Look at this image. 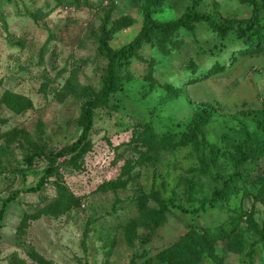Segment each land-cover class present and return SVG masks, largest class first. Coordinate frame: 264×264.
<instances>
[{"label": "rangeland", "instance_id": "rangeland-1", "mask_svg": "<svg viewBox=\"0 0 264 264\" xmlns=\"http://www.w3.org/2000/svg\"><path fill=\"white\" fill-rule=\"evenodd\" d=\"M147 1L0 0V210L18 193L2 222L0 264H156L186 249L199 264H250L251 246L253 264H264V153L253 154L264 142V48L236 53L237 33L221 39L204 22L143 45L123 73L126 91L96 109L83 158L61 159L43 189L26 193L47 156L79 139L82 103L102 90V24L113 49L125 46L143 28ZM192 2L162 0L152 19L173 22ZM254 3L264 29V0H203L200 10L223 25L251 20ZM223 48L232 51L219 56ZM216 60L224 69L210 73ZM5 91L30 109L11 111ZM206 108V143L182 141ZM38 148L44 155L29 165ZM238 172L244 177L212 204L219 177ZM194 229L228 236L199 255Z\"/></svg>", "mask_w": 264, "mask_h": 264}, {"label": "trees", "instance_id": "trees-1", "mask_svg": "<svg viewBox=\"0 0 264 264\" xmlns=\"http://www.w3.org/2000/svg\"><path fill=\"white\" fill-rule=\"evenodd\" d=\"M162 0H148L146 5L143 7L144 13V25L136 38L126 44L125 46L113 49L109 43V32L106 30L107 21H105L101 26V35L98 41V54L108 60V66L105 70L104 83L102 90L95 96L86 99L81 106V116L79 120L80 126L83 128V131L77 141L73 144L61 149L57 153H52L48 157L50 160L49 167L46 170L44 177L37 183L35 187L27 189L28 192H38L43 189L46 180L52 177L57 171L58 162L64 158V163H73L79 159H82L84 154L90 148L89 135L93 128V123L95 119L96 109L100 106L106 105L111 98H114L117 95H121L126 91V79L123 76V73L128 70V67L131 64V59L137 55L138 51L142 48L143 45L149 43L152 37L158 36H171L174 35L182 28H187L193 23L204 22L207 23L216 35L221 39H226V37L235 32L238 34L240 42L237 44L238 50H235L236 53L242 55H253L260 54L264 48V29L261 26L258 16L261 11V6L257 3L255 4V16L249 21H234L226 24H220V22L215 19L211 14L202 12L200 6L203 0H193V2L187 7V10L184 15L179 19L170 22V23H157L152 19V14L154 10L159 6V3ZM77 0H70V3H76ZM68 6V5H66ZM45 15V14H43ZM232 51V49H222L219 56H223L225 53ZM224 63L219 61L214 63L213 67L210 69V73L213 70V73L222 72L224 69ZM209 73V74H210ZM2 103L6 105L11 111L16 114H22L26 112L31 107V101L25 97L17 95L12 91H5L2 96ZM213 110L210 108L199 109L196 111L193 121L188 127V130L181 132L179 138L184 141H193L198 143V137H202L204 143L206 139L204 137V125L212 117ZM262 121L264 122V112L262 114ZM258 129H263V123L258 124ZM260 140L264 141V134L260 136ZM264 153V142L256 148L253 154H257L258 151ZM240 162L243 161V148L240 147ZM44 155V152L41 149H35L33 154L26 158V161L29 165H32L34 159ZM244 177L243 173L238 172L235 175L228 177H219L222 181L221 188H215L213 191V199L211 200L212 204H217L222 201L230 192L231 183L233 180L242 179ZM18 196V193H13L3 205L0 210V232L2 229V222L5 217L6 208L8 205L14 201ZM56 201L57 207L62 208V203L60 204V199L57 198ZM167 209V206L164 205L161 208L160 212H164ZM55 210L47 211L48 214H53ZM59 212V211H58ZM223 235H218L214 231L205 230L198 232V230H191V235L194 236L195 245L197 247L198 254L202 255L205 253L210 254L211 245L213 242L221 238L228 236L226 233H221ZM261 239L264 241V228L260 231ZM1 240V233H0ZM83 247L86 248V245L83 243ZM188 252V253H187ZM254 252L255 247L251 246L250 251L248 252V258L250 264L254 262ZM192 254V249L182 250L178 252H172L169 255L160 254L156 264H199V260H196ZM179 257V258H178Z\"/></svg>", "mask_w": 264, "mask_h": 264}]
</instances>
